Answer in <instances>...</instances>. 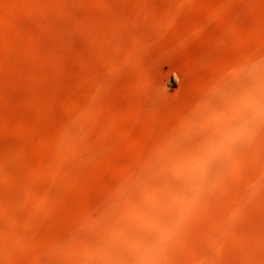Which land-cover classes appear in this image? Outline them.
Segmentation results:
<instances>
[{
	"label": "rangeland",
	"instance_id": "374dc122",
	"mask_svg": "<svg viewBox=\"0 0 264 264\" xmlns=\"http://www.w3.org/2000/svg\"><path fill=\"white\" fill-rule=\"evenodd\" d=\"M0 264H264V0H0Z\"/></svg>",
	"mask_w": 264,
	"mask_h": 264
}]
</instances>
